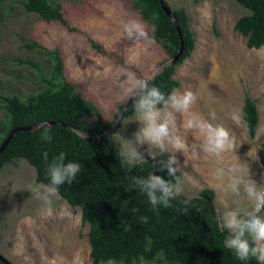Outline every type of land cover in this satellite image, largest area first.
Here are the masks:
<instances>
[{"label":"rangeland","instance_id":"1","mask_svg":"<svg viewBox=\"0 0 264 264\" xmlns=\"http://www.w3.org/2000/svg\"><path fill=\"white\" fill-rule=\"evenodd\" d=\"M22 0H4L0 7V94L25 96L41 87L40 69H47V56L24 43L37 42L48 49L57 48L63 62V74L76 90L91 100L104 121L114 118L119 105L131 94L126 93L129 75L150 78L168 60L162 46L150 34L152 26L144 21L132 0H60L68 27L59 21H45L22 8ZM171 8L186 10L195 37L191 55L176 66L173 77L181 92L192 91L197 97L192 112L209 122L222 125L236 140V152L226 154L227 166L243 168V174L264 186L258 148L264 144V52L249 48L243 35L234 29L238 17L247 13L234 0H166ZM140 22L147 40L129 39L124 25ZM90 40L100 45L94 49ZM255 50V51H254ZM248 95L256 100L258 124L253 137L247 133L242 106ZM240 110L242 121L231 119ZM187 115L175 113L179 134L189 149L176 153L182 166L184 196H195L203 188L214 191L213 206L220 215L225 205L234 207L237 198L216 188V163L200 151L201 138L185 131ZM4 113L0 104V121ZM85 119L95 117L87 112ZM140 125L135 113L122 117L117 132L134 139ZM113 134L117 148L122 140ZM147 145L140 151L146 152ZM159 152L153 150L152 156ZM170 155V153H168ZM35 169L24 158L14 159L0 169V254L12 264H91L88 226L82 223L81 211L59 194L53 198L52 215L41 200L31 193ZM242 210H251L246 197L239 198ZM63 209L64 215H59ZM261 216H264L262 212Z\"/></svg>","mask_w":264,"mask_h":264},{"label":"trees","instance_id":"2","mask_svg":"<svg viewBox=\"0 0 264 264\" xmlns=\"http://www.w3.org/2000/svg\"><path fill=\"white\" fill-rule=\"evenodd\" d=\"M234 1L247 11L236 19L234 29L245 37L247 47H264V0ZM3 2L0 0V7ZM21 5L25 11L34 12L45 21L56 20L70 28L60 0H22ZM131 5L152 26L150 37L162 46L168 59L173 57L180 46L179 34L159 0H132ZM171 10L181 31L183 49L177 61L161 70L149 84L165 95L178 87L179 82L173 77L176 66L185 61L195 47L186 10L182 7ZM90 44L101 51L99 44L92 40ZM24 46L37 48L45 54L47 69H40L42 84L32 93L23 97L17 93L0 94L4 113V119L0 121V144L15 126L41 121L53 123L17 131L0 153V169L14 159L24 158L35 169L34 184L46 185L49 183L47 165L61 152L66 156V163L73 161L81 165L77 181L60 186L58 194L81 211L82 223L88 226L91 264H101L110 258L118 264L120 261L140 264L141 257L145 264H258L255 258L242 262L224 247L226 233L217 228L219 215L212 203L214 191L211 188H203L195 196L181 197L172 201L171 207L160 206L157 210H153L147 197L138 189L126 191L131 176L147 177L154 173L174 182L167 170L161 172L156 164L161 159L167 160L169 154L158 153L143 162L123 167L117 155L119 148L112 142L118 128L100 141L89 142L81 134L94 138L105 133L125 102L119 105L112 120L104 121L99 108L65 78L57 48L48 49L37 42L24 43ZM141 79L146 81L148 78ZM134 105L135 98L123 117L135 113ZM87 112L95 117L93 122L85 119ZM242 112L247 133L253 137L259 119L256 100L246 95ZM57 122L72 125L79 133ZM45 129L52 137L51 142L41 139ZM45 152L48 153L47 162ZM259 156L264 169V145ZM185 197L186 205L183 203ZM185 207L187 213L183 212ZM142 217H146L147 222ZM0 264L4 263L0 260Z\"/></svg>","mask_w":264,"mask_h":264},{"label":"clouds","instance_id":"3","mask_svg":"<svg viewBox=\"0 0 264 264\" xmlns=\"http://www.w3.org/2000/svg\"><path fill=\"white\" fill-rule=\"evenodd\" d=\"M124 31L129 39L137 41L148 39L144 26L138 21L125 24ZM260 52H264V48ZM125 91L135 96V122H138L140 127L134 133V139H125L119 132L115 133L120 135L122 140L117 153L122 166L151 158L153 150L160 154L170 153L167 160L161 159L156 164L161 172L167 170L169 177L174 178L173 182L154 173H150L147 177L131 176L130 184L125 190L138 189L147 197L153 210H157L160 206L169 208L172 206V201L184 197L181 176L177 173H181L182 176L186 173H183L176 153L183 154L186 150H191L194 156H199V152L195 149H189L177 128L175 113L187 115L183 129L198 134L202 141L199 146L200 151L216 163L214 170L216 188L237 198L233 201L236 206L225 205V210L220 213L217 221L218 230L226 233L224 247L242 262L255 258L258 264H264V216L260 215L264 212V186H258L250 176L246 177L242 167L225 164V155L235 153L237 150L236 140L229 130L191 111L197 100L192 91L181 92L174 89L165 95L158 87H150L147 81L136 78L134 74L128 76ZM231 119L234 123L240 124L242 121L240 110H234ZM81 135L85 138L84 133ZM41 139L51 142L52 137L47 129L41 134ZM144 145L148 146L147 151L141 152L139 149ZM44 160L48 161L46 152ZM126 170L131 171V169ZM80 171L79 163L73 161L66 163V156L63 152L48 163L49 183L38 184L31 189V193L42 201L48 215L54 212L53 198L58 196L60 186L77 181ZM242 194L251 203V210H242L239 207V198ZM183 203L187 204L186 197ZM183 212L187 213L186 207ZM59 215L63 217V209L60 210ZM142 220L147 222L146 217H142ZM101 264H118V262L110 258L106 262L101 261ZM119 264H124V262L120 261ZM140 264H145L143 257L140 258Z\"/></svg>","mask_w":264,"mask_h":264},{"label":"water","instance_id":"4","mask_svg":"<svg viewBox=\"0 0 264 264\" xmlns=\"http://www.w3.org/2000/svg\"><path fill=\"white\" fill-rule=\"evenodd\" d=\"M160 2V5L162 7V9L164 10L165 14L170 18V20L172 21V23L176 26L177 30H178V34H179V39H180V46H179V49L177 51V53L169 58L166 62H164L162 65H160L156 71H154V73L151 75L150 78H148L146 81L150 84L151 81L156 77V75L161 71V70H164L166 69V67L168 65H172L174 64L178 57L180 56L181 52H182V49H183V39H182V35H181V31L179 30L178 28V25H177V22H176V19L175 17L173 16L172 14V10L170 8V6L168 5V3L166 2V0H159ZM135 98V96H133L131 94V96L125 101L123 107L121 108V110L119 111L116 119L114 120V122L111 124V126L109 127V129L103 133L102 135L98 136V137H90L88 134L84 133L85 134V138L89 141V142H97V141H100L106 137H108L109 135H111L119 126L120 122H121V119L124 115V112L125 110L127 109L128 105L133 101V99ZM53 122H48V121H41V122H37V123H32V124H28V125H18V126H15L13 128H11L5 139L2 141V143L0 144V153L4 150V148L6 147V145L8 144V142L10 141V139L12 138V136L17 132V131H22V130H32L34 128H37L39 126H42V125H48V124H52ZM59 124H63L61 122H57ZM65 125L66 127H68L69 129L79 133V130L72 126V125H66V124H63ZM264 145V144H263ZM262 146H259L258 148V160H259V163L262 167V170H263V178H264V169H263V165H262V161L260 159V156H259V151L261 149ZM215 209V208H214ZM216 211V209H215ZM217 212V211H216ZM218 213V212H217ZM219 215V214H218ZM0 260L4 263V264H12L6 257H4L2 254H0Z\"/></svg>","mask_w":264,"mask_h":264}]
</instances>
